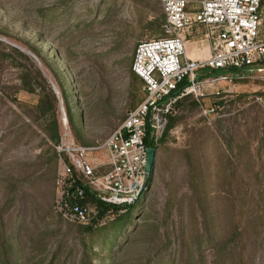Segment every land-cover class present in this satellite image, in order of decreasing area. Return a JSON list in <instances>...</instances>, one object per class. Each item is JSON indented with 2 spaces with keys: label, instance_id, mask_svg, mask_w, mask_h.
Masks as SVG:
<instances>
[{
  "label": "rangeland",
  "instance_id": "obj_1",
  "mask_svg": "<svg viewBox=\"0 0 264 264\" xmlns=\"http://www.w3.org/2000/svg\"><path fill=\"white\" fill-rule=\"evenodd\" d=\"M160 2L0 0V264H264V65L173 107L135 205L87 226L56 212L51 131L95 146L142 101L132 59L162 36ZM205 35L185 37L201 59Z\"/></svg>",
  "mask_w": 264,
  "mask_h": 264
},
{
  "label": "built area",
  "instance_id": "obj_2",
  "mask_svg": "<svg viewBox=\"0 0 264 264\" xmlns=\"http://www.w3.org/2000/svg\"><path fill=\"white\" fill-rule=\"evenodd\" d=\"M160 1L162 36L140 42L132 59L131 72L144 85L142 101L101 144L81 146L61 136L54 145L59 188L55 209L69 224L89 225L98 216L97 205L126 208L141 199L147 127L157 143L177 100L190 97L200 104L209 95L219 96L221 84L264 65L263 0H201L193 11L192 0ZM193 27H203L210 41V54L202 60L186 55L185 37ZM204 70L223 73L203 77ZM101 152L106 171L96 175L90 156ZM86 198L97 205L84 204Z\"/></svg>",
  "mask_w": 264,
  "mask_h": 264
},
{
  "label": "trees",
  "instance_id": "obj_3",
  "mask_svg": "<svg viewBox=\"0 0 264 264\" xmlns=\"http://www.w3.org/2000/svg\"><path fill=\"white\" fill-rule=\"evenodd\" d=\"M223 73V71L221 70H204L202 73H201V76H218V75H221ZM183 85L180 86V88L182 87ZM35 88H31V87H28L26 90H28L29 92H34ZM173 95H177V92L174 93ZM185 98H188V97H185ZM190 98V97H189ZM183 98L177 100L175 106H177L178 104L181 103V100ZM172 127V123H168L166 129H165V132L163 135H166L168 130ZM153 133L152 131V128L150 126L147 127V133H146V139H145V144L147 146V148H154L155 149V154H156V150H157V145H158V142L157 143H153L152 139H151V134ZM162 135V136H163ZM50 141L55 145L56 143H58L59 141V135H58V131H57V127L55 126L54 127V130L51 131V134H50ZM162 138V137H161ZM160 138V139H161ZM153 169H154V166H153ZM153 169H152V173H153ZM151 178H152V174H151ZM151 180V179H150ZM84 204H90V205H97L95 204L92 200H90L89 198H86L83 202ZM97 208H98V216L97 218L100 220L102 219L105 214L108 212V211H118V210H126L127 208H130L129 207H126V208H122V207H106V206H98L97 205Z\"/></svg>",
  "mask_w": 264,
  "mask_h": 264
},
{
  "label": "water",
  "instance_id": "obj_4",
  "mask_svg": "<svg viewBox=\"0 0 264 264\" xmlns=\"http://www.w3.org/2000/svg\"><path fill=\"white\" fill-rule=\"evenodd\" d=\"M49 85L51 87L52 92L58 96V90L56 88V86L49 81ZM154 162H155V149L154 148H147L146 149V163H145V180H144V184H143V188H145L148 184L149 181L151 179V174H152V169L154 166Z\"/></svg>",
  "mask_w": 264,
  "mask_h": 264
},
{
  "label": "crops",
  "instance_id": "obj_5",
  "mask_svg": "<svg viewBox=\"0 0 264 264\" xmlns=\"http://www.w3.org/2000/svg\"><path fill=\"white\" fill-rule=\"evenodd\" d=\"M185 46H186V55H187V57H188V54L192 55V57H188V58L193 59V60H202L200 58L201 51L199 52V48L198 47H196L194 45L191 46V47H188V41L187 40H186V45ZM209 54H210V47L208 46V56H209Z\"/></svg>",
  "mask_w": 264,
  "mask_h": 264
},
{
  "label": "bare ground",
  "instance_id": "obj_6",
  "mask_svg": "<svg viewBox=\"0 0 264 264\" xmlns=\"http://www.w3.org/2000/svg\"><path fill=\"white\" fill-rule=\"evenodd\" d=\"M189 57V56H188ZM64 122H65V120H64Z\"/></svg>",
  "mask_w": 264,
  "mask_h": 264
}]
</instances>
